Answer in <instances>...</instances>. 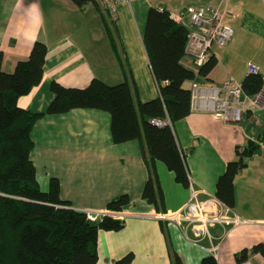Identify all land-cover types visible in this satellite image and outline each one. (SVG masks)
<instances>
[{"label": "crops", "instance_id": "0c3cea01", "mask_svg": "<svg viewBox=\"0 0 264 264\" xmlns=\"http://www.w3.org/2000/svg\"><path fill=\"white\" fill-rule=\"evenodd\" d=\"M109 1L116 0H96L99 8L87 5L80 9L71 0H0L2 71L13 72L18 62L28 58L34 42L47 46L41 82L18 99L19 108L44 113L53 100L52 82L84 89L92 80L114 86L128 78L137 100L146 102L157 97L142 40L147 13L149 8L166 10L172 18L180 16L178 23L187 26L185 9L190 6L189 0H131L130 4H118L113 33L117 52L107 31L110 18L102 10V3ZM204 1L207 3L198 8L220 4ZM226 17L224 22L229 26ZM218 49L212 48L217 64L208 81L198 83L221 84L229 76L242 83L249 62L259 68L264 82V66L259 62L247 61L237 68L229 64V57H221ZM222 51L229 54V50ZM181 65L197 75L189 58L183 56ZM191 82H185L183 87L188 89ZM251 97L258 98V107L247 112L240 124H225L211 114L193 111L173 124L177 147L185 155L188 177L194 188L203 191L199 195L202 200L216 197L217 179L226 164L236 159V148L261 138L259 152L246 159V167L233 180L235 204L230 211L247 223L229 228L224 234L220 226L210 229L215 238L221 236L217 264H237L236 253L257 243L264 244V83L262 91ZM31 138V161L40 189L47 191L49 180L56 178L60 199L69 202L71 209L107 213L111 200L121 195L129 198L122 229L97 234V264H112L129 253L133 255L130 264H172L173 255L182 264H199L210 255L208 240L195 243L192 230L185 231L157 217L179 210L189 198L188 186L177 183L165 164L157 161L154 170L160 198L156 205L147 203L142 193L150 165L144 159V143L132 140L115 144L108 113L74 109L46 115L33 125ZM249 260L264 264L259 254Z\"/></svg>", "mask_w": 264, "mask_h": 264}, {"label": "trees", "instance_id": "16d2710c", "mask_svg": "<svg viewBox=\"0 0 264 264\" xmlns=\"http://www.w3.org/2000/svg\"><path fill=\"white\" fill-rule=\"evenodd\" d=\"M78 8L95 5L96 0H71ZM99 8V6L97 7ZM104 17V16H103ZM112 48L115 45V22L107 21ZM188 25L178 23L166 10L149 8L143 45L148 57L158 95L142 102L135 98L133 83L108 86L92 80L84 89L66 88L56 82L50 85L53 100L44 113H31L17 106L20 97L27 95L41 82L47 46L34 42L26 60L16 64L13 72L1 70L0 53V264H97V234L99 231H118L123 221L102 216L95 221L84 212L70 208L60 199L59 182L49 180L47 191H42L31 161L34 144L33 125L46 115L63 114L74 109H95L111 116V137L115 144L142 140L150 174L142 197L156 205L160 194L155 162H162L175 176L177 183L188 185L185 155L175 140L173 124L190 114V92L185 82L208 81L217 64L210 56L197 75L181 65ZM120 61V57H119ZM123 66V64H122ZM260 73L246 75L242 81L245 94L255 96L262 91ZM166 121L157 127L153 120ZM258 142L249 141L244 148H236V159L226 164L216 183V198L232 209L235 204L233 180L246 167V159L259 152ZM129 206V198L121 195L111 200L106 209L121 212ZM259 254L264 258V244L235 254L236 263ZM133 255L126 254L112 264H130ZM172 264H182L173 255ZM199 264H217L213 256Z\"/></svg>", "mask_w": 264, "mask_h": 264}, {"label": "built area", "instance_id": "2783aa9c", "mask_svg": "<svg viewBox=\"0 0 264 264\" xmlns=\"http://www.w3.org/2000/svg\"><path fill=\"white\" fill-rule=\"evenodd\" d=\"M264 3V0H260ZM131 0H116L114 2H103L102 10L116 22L118 4H130ZM189 32L186 37L183 55L192 62L194 70L198 73L200 67L212 55L213 47H226L233 39V29L224 22L227 12L218 5L209 4L203 8L188 6L185 9ZM180 22V16L174 18ZM247 75L259 73V68L249 62L247 64ZM190 92V111L211 114L214 119L225 124H240L247 112H253L258 107V98L244 93L242 84L228 77L221 84L202 85L192 81L188 88ZM157 127L166 125V121L153 120ZM188 188L190 190L187 202L176 212L157 215L164 223H173L185 231L190 229L194 236L192 240L200 243L208 240L210 243V255L217 260V244L220 237L215 238L211 227L220 226L222 234L229 228L245 224L247 221L231 213V209L225 206L214 196L199 199L203 192L193 187L188 177ZM87 218L95 221L102 216H109L114 220L123 221L124 212L91 213L85 212ZM239 264H252L249 259Z\"/></svg>", "mask_w": 264, "mask_h": 264}, {"label": "rangeland", "instance_id": "374dc122", "mask_svg": "<svg viewBox=\"0 0 264 264\" xmlns=\"http://www.w3.org/2000/svg\"><path fill=\"white\" fill-rule=\"evenodd\" d=\"M228 13L226 22L234 31V43L216 50L229 64L240 68L247 61L264 66V3L260 0H215ZM212 2V3H213ZM190 6H201L204 0H189ZM192 3V4H191ZM212 5V4H211ZM215 5V4H214ZM222 49L229 50V54ZM221 72V69H217Z\"/></svg>", "mask_w": 264, "mask_h": 264}]
</instances>
